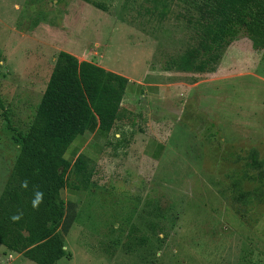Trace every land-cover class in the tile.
Returning a JSON list of instances; mask_svg holds the SVG:
<instances>
[{"label":"rangeland","instance_id":"374dc122","mask_svg":"<svg viewBox=\"0 0 264 264\" xmlns=\"http://www.w3.org/2000/svg\"><path fill=\"white\" fill-rule=\"evenodd\" d=\"M196 16L183 0H0V192L59 50L159 83L172 117L156 162L111 135L86 153V187L59 192L54 264H264V43L241 32L213 71L177 69ZM0 264L35 263L0 245Z\"/></svg>","mask_w":264,"mask_h":264},{"label":"trees","instance_id":"16d2710c","mask_svg":"<svg viewBox=\"0 0 264 264\" xmlns=\"http://www.w3.org/2000/svg\"><path fill=\"white\" fill-rule=\"evenodd\" d=\"M183 2L197 14L192 23L198 41L179 55L177 69L213 71L224 44L241 32L253 48L263 45L264 0ZM126 81L69 52L56 53L26 131L13 135L18 151L0 192V245L5 249L35 264H54L69 256L58 233L64 213L59 192L66 185L73 191L85 188L89 170L85 153L72 163L64 156L69 140L62 129L77 134L96 129L106 138L118 118ZM249 165L260 167L253 158ZM248 196L239 193L232 199L238 203Z\"/></svg>","mask_w":264,"mask_h":264},{"label":"crops","instance_id":"0c3cea01","mask_svg":"<svg viewBox=\"0 0 264 264\" xmlns=\"http://www.w3.org/2000/svg\"><path fill=\"white\" fill-rule=\"evenodd\" d=\"M79 54L72 53L76 58ZM94 64L105 70L120 74L127 80L119 103L118 118L114 120L106 138L109 136L110 139V135L114 136L113 145L117 147V151L120 149L126 151L127 148L129 152H133L134 150H130L135 148V152L141 154V157L154 162L158 161L166 147L167 131L172 118L167 116L170 114V111L166 108L167 106L165 107L166 112L161 110L162 100L167 98V94L162 91L159 83L146 82L140 78L129 77L122 72L105 68L100 64ZM153 104L156 105L152 106ZM158 109L160 112L156 113ZM139 111H144L141 117L138 115ZM153 112L155 116H152ZM135 118L137 120L138 118L141 119L139 121L144 123L146 128L142 130V128L135 127L133 129L132 123L136 121ZM159 127L163 129H159ZM62 130H64L63 132L69 140L68 149L73 148L74 150L72 151L74 158L81 152L85 154L98 153V149L101 148L103 138L96 129L92 131L84 130L81 134H77L69 127H64Z\"/></svg>","mask_w":264,"mask_h":264}]
</instances>
